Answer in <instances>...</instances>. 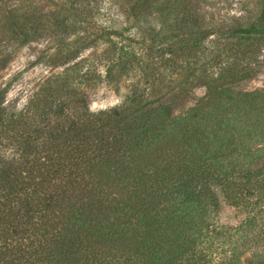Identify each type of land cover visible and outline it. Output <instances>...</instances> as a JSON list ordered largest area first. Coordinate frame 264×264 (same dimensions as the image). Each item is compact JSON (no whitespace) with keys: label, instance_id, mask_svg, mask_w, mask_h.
Returning a JSON list of instances; mask_svg holds the SVG:
<instances>
[{"label":"trees","instance_id":"1","mask_svg":"<svg viewBox=\"0 0 264 264\" xmlns=\"http://www.w3.org/2000/svg\"><path fill=\"white\" fill-rule=\"evenodd\" d=\"M100 1L63 0L57 18L39 22L59 35L53 64L68 65L41 98L9 113L0 90V264H213L214 230L202 225L201 207L213 196L202 182L210 180L206 162L222 158L210 138L217 134L200 125L202 103L188 129L171 128L169 106L156 104L198 82L208 102L219 99L233 69L215 67L223 51L207 50L202 78L190 59L214 37L264 38V0L254 17L232 25L207 21L201 6L209 0H106L123 17L122 31L134 29L126 44L97 23ZM9 19L20 34L30 21L25 15L18 30ZM98 46L105 47L80 58ZM178 58L186 65L177 67ZM176 68L180 81L171 78ZM214 68L216 77L207 74ZM131 71L120 108H89L87 90ZM163 80L173 85L158 97ZM226 136L231 145L234 134Z\"/></svg>","mask_w":264,"mask_h":264},{"label":"rangeland","instance_id":"2","mask_svg":"<svg viewBox=\"0 0 264 264\" xmlns=\"http://www.w3.org/2000/svg\"><path fill=\"white\" fill-rule=\"evenodd\" d=\"M62 3L63 0H0V90H6L4 107L9 113H18L30 102L41 98L43 86L67 69L68 65L53 64L55 59L51 58L59 35L39 27L43 19L52 21L57 18ZM98 6L97 23L114 35L121 33L122 40L115 36H111V40L126 44V39L134 36V29L122 31L123 17L106 0H101ZM201 9L208 22L232 25L233 19L254 17L260 9V0H209ZM25 15L30 21L23 28V34L13 32L8 26L9 17L19 23L20 26H16L19 30ZM30 28L36 31L33 33ZM23 35H28V39ZM219 37L221 40L218 41L212 38L214 43H209V48L190 61L198 63L201 69L195 74L202 78L205 62L212 55L207 50L223 51L215 67L219 69L220 65L229 63L233 69L226 81L220 82L225 84L218 89L220 98L208 102L207 88L200 82L187 87L184 94L177 89L174 92L169 90L166 87L170 83L163 80L156 96L170 92L158 98L156 105L169 106L167 122L170 119L171 128L183 125L188 129L195 120L192 108L196 103H202L205 108L198 111L200 125L207 132L217 134L210 138L222 158L206 162L207 169H204L210 180H202L206 182V192L213 194L210 198L213 197L216 206L210 203V198L202 207L200 205L204 214L202 219H206L202 225L214 230L212 235L216 244L210 252L213 264H264V38L247 41L239 36L228 40ZM104 47L83 51L80 58L99 53ZM228 49L230 51L226 52ZM158 63L159 56H155V65L159 66ZM186 63L182 58L175 61L177 67ZM215 69L206 73L216 77L218 72ZM180 72L181 68L174 69L171 78L180 81ZM136 74L131 71L129 78L118 83L102 82L87 90L89 108L92 111L120 108ZM216 85L220 87V84ZM227 131L234 134L231 145ZM209 153L208 150L207 155Z\"/></svg>","mask_w":264,"mask_h":264}]
</instances>
